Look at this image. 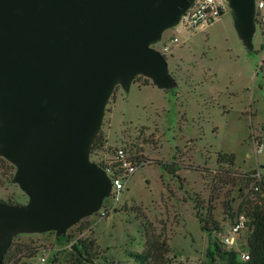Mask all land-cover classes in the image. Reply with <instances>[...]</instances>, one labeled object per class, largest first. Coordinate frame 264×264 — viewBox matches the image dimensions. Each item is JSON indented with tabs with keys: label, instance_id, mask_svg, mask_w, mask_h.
Listing matches in <instances>:
<instances>
[{
	"label": "rangeland",
	"instance_id": "1",
	"mask_svg": "<svg viewBox=\"0 0 264 264\" xmlns=\"http://www.w3.org/2000/svg\"><path fill=\"white\" fill-rule=\"evenodd\" d=\"M161 39L151 47L178 40L165 57L170 85L160 88L142 74L129 88L117 82L98 130L104 146L88 154L101 164L124 148L144 166L118 202L103 196L97 212L66 232H17L2 264H136L132 255L152 243L166 250L151 264H201L209 241L220 242L236 216L264 197L250 180L264 176V25L255 20L246 46L226 8L211 25L176 26ZM230 155L234 164L217 163ZM15 172L0 156V201L24 205L29 198L13 182ZM205 220L219 230L202 231ZM250 233L240 231L236 249L246 251Z\"/></svg>",
	"mask_w": 264,
	"mask_h": 264
},
{
	"label": "water",
	"instance_id": "2",
	"mask_svg": "<svg viewBox=\"0 0 264 264\" xmlns=\"http://www.w3.org/2000/svg\"><path fill=\"white\" fill-rule=\"evenodd\" d=\"M195 0H0V156L29 198L0 202V264L17 232H66L111 182L88 158L117 82L171 83L152 44ZM246 46L255 0H224Z\"/></svg>",
	"mask_w": 264,
	"mask_h": 264
},
{
	"label": "built area",
	"instance_id": "3",
	"mask_svg": "<svg viewBox=\"0 0 264 264\" xmlns=\"http://www.w3.org/2000/svg\"><path fill=\"white\" fill-rule=\"evenodd\" d=\"M225 9L224 0H195L181 18L178 26L189 30L211 25L220 18ZM255 19L264 25V0H255ZM177 43V39L164 40L161 49L157 51L165 58L170 52L171 46ZM261 151L262 147L260 146L255 152L260 153ZM101 164L111 182L109 197L115 203L118 202L127 179L144 166L142 161L135 160L124 148H116L112 153V158L103 161ZM101 214L104 215V211ZM247 222L248 219L245 214H239L232 222L229 230L220 239V242L227 248L226 250L236 251L239 259L244 262L249 260L248 253L236 249L235 245L240 231L247 227Z\"/></svg>",
	"mask_w": 264,
	"mask_h": 264
},
{
	"label": "trees",
	"instance_id": "4",
	"mask_svg": "<svg viewBox=\"0 0 264 264\" xmlns=\"http://www.w3.org/2000/svg\"><path fill=\"white\" fill-rule=\"evenodd\" d=\"M258 22L257 19H255ZM105 143L104 137L101 134H97L91 144L90 153L92 154L95 151H99L103 148ZM234 157L230 156H218L217 163L220 164L222 161H228L229 164H234ZM99 167L104 168L102 164H97ZM163 167L168 171L170 170L169 165H163ZM255 174V173H253ZM249 180V179H248ZM254 181L253 184L254 191L260 192V194L264 195V176L260 179H250ZM249 180V181H250ZM257 180V181H256ZM9 205H17L12 204L10 202H3ZM245 216L248 219L246 226L250 229L251 233L247 239L246 243V252L249 255L248 261H241L237 255V252L234 250L224 251L220 247L221 243L219 241H215L211 243L209 241V246L206 251L207 261L201 264H214L217 259L222 260L225 264H264V197H259L258 202L253 204H249L245 209ZM203 225L201 226L202 231L208 233L216 230H219L218 225L215 223L212 228H208V220L200 221ZM81 243L83 248H86L84 244ZM165 245L161 243V245L157 243H152L149 250L143 253H136L132 255V258L135 260L136 264H151L154 259L155 252L161 254V251H165L166 248H163ZM77 249V248H76ZM32 255H30L31 257Z\"/></svg>",
	"mask_w": 264,
	"mask_h": 264
}]
</instances>
